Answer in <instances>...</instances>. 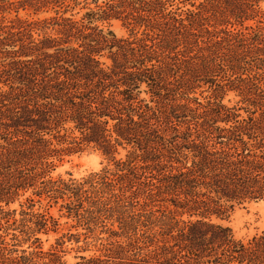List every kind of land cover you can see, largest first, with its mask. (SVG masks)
<instances>
[{"label":"trees","instance_id":"obj_1","mask_svg":"<svg viewBox=\"0 0 264 264\" xmlns=\"http://www.w3.org/2000/svg\"><path fill=\"white\" fill-rule=\"evenodd\" d=\"M261 4L0 0V264H66L38 238L57 232L60 202L84 239H107L75 264H264V233L214 222L264 201V23L244 26ZM112 21L130 36L98 25ZM90 149L110 165L51 177Z\"/></svg>","mask_w":264,"mask_h":264},{"label":"rangeland","instance_id":"obj_2","mask_svg":"<svg viewBox=\"0 0 264 264\" xmlns=\"http://www.w3.org/2000/svg\"><path fill=\"white\" fill-rule=\"evenodd\" d=\"M83 5L76 6L68 10L65 17H71L75 20L81 19L86 10ZM91 8L93 6H90ZM189 9L184 7L182 10ZM261 10L264 11V5L261 4ZM23 14V13H22ZM54 16L53 13L41 14L38 16L39 19ZM36 19V17H31ZM257 21L264 23V17L256 18L254 21L244 23V26H255ZM100 27L111 31L118 38H127L130 35L129 29L122 26L121 21H112L110 26L98 24ZM239 101V97L235 94L229 93L224 103L228 106H235ZM242 107V104H238ZM241 115H244L243 111H240ZM124 152L120 150L119 157H123ZM108 157L102 155V153L96 149H90L83 152H72L61 156L60 161L57 162L55 170L51 173V177L54 179L64 180H76L80 181L89 177L93 173H99L103 168L110 165ZM30 193H26L23 197L12 204L9 208L11 210L17 209L19 211V203L24 201V198L29 196ZM60 203L53 205L50 209H47V213L54 219H57L60 226L57 232L50 231L47 234H39L40 240L39 247L43 252H49L50 250L59 251V256L66 264H75L79 261L80 257H95L102 254L101 244H106V235H101L99 238L104 239H84L83 235L85 231L81 227L73 228L75 223L71 219L65 217L59 218L63 213L59 212ZM38 205L34 207V211L39 210ZM40 211H45L46 207L42 205ZM214 222L228 227L233 232L236 239L241 241H247L252 239L254 236H259L264 233V201L258 203H247L243 205H237L233 211L227 214L221 219H214ZM64 242L62 247H59L56 243L57 240ZM9 242V239H7ZM27 246L24 248L26 249ZM30 251V250H28ZM15 256L12 255V257Z\"/></svg>","mask_w":264,"mask_h":264}]
</instances>
